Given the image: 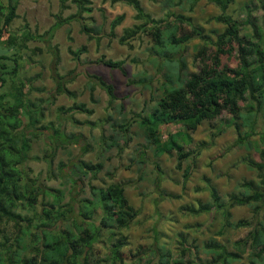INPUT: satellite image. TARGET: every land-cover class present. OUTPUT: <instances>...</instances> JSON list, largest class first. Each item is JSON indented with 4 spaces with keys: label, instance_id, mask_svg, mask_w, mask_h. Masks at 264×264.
I'll use <instances>...</instances> for the list:
<instances>
[{
    "label": "trees",
    "instance_id": "obj_1",
    "mask_svg": "<svg viewBox=\"0 0 264 264\" xmlns=\"http://www.w3.org/2000/svg\"><path fill=\"white\" fill-rule=\"evenodd\" d=\"M58 1L59 11L53 15L55 22L45 34L52 36L55 28L76 20L88 40H100L103 34L101 28L82 21V12L93 10L90 0ZM116 1L132 6L136 11L134 18L139 21L124 29L119 42L124 44L140 34H148L152 40L150 50L154 55L150 63L157 68L159 78L155 79L156 76L149 75L146 70L132 76L129 83L148 90L149 101L153 104L148 106L145 102L140 112L133 113L130 121L113 123L112 128L117 130L109 137L105 150L119 147L120 139L124 146L127 145L132 138L130 129L136 126L137 134L152 150L154 158L174 153L178 158L177 168L180 169L182 160L189 157L195 159L201 152L198 148L185 153V146L192 142L191 132L201 123L217 120L226 113L228 118L221 119V125L234 128L237 135L235 145L259 155V161H246L247 168L256 172L257 179L238 184L237 193L230 196L228 204L211 187L210 201L200 203L196 209L187 207L182 210L192 215L212 210L220 212V234L226 228L251 226L249 221H232L230 208L246 205L255 214L264 208V15L262 19L258 15L259 10L264 13V0L245 2L242 14L236 19L225 13L236 0H210L222 11L214 19L226 26L221 33H215L214 40L204 35L202 28L192 25L191 19L184 14L172 11L165 18L154 19L144 12L139 0H112ZM198 1L163 0L166 7L189 12L193 11ZM69 2L76 5L77 12L63 17L62 13L70 8ZM16 9L17 0H8L6 5L0 3V44L17 49L13 57L0 55V87L7 85L10 88L8 92L0 93V264H127L122 252L127 239L122 231L136 219L138 211L129 204L122 185L110 183L96 186L89 183L87 196L77 202L73 198H70L71 202H63L65 189L43 188L26 175L25 165L30 158L31 142L38 138V130L49 132L47 139L53 151L66 149V143L75 142L76 136L73 133L66 135L47 125L38 126L43 118V109L27 99L24 92L26 83L19 79L20 66L16 63L20 59L19 51L28 48L27 42L44 35L32 34L27 25L20 37L9 34L7 30L18 16ZM123 20L124 15H119L111 21L109 37H115V28ZM183 24L191 27V33L179 36ZM4 34L7 37L2 40ZM191 37L200 38L203 44L194 46L195 57L200 64H197L196 70L188 72L187 61L179 52ZM208 46L213 47L210 63L201 62ZM234 46L239 63L236 68L229 69L222 63L221 57L224 53L231 54ZM54 58L56 63V49ZM9 61L15 63L10 69ZM96 63L125 73V59L105 60L102 55ZM88 76L97 80L107 92L109 104H113L116 100L113 86L100 76ZM58 78H55V94L73 97L61 77ZM87 88L94 102V85L89 83ZM122 109L120 104V112ZM68 110L87 114L93 112L84 103H73ZM58 111L62 114L65 108L59 107ZM22 113L28 117L26 125ZM174 123L181 124L183 129L162 140L161 128ZM143 154L140 153L141 156ZM136 162L143 163L140 159ZM66 166L60 162L59 171L63 172L62 168ZM102 167L101 162L79 161L71 166L68 175L73 177L71 181L74 183V176L80 181L88 173L95 177ZM190 170L188 167L184 172L185 181ZM98 210L101 215L95 221L94 215ZM9 222L14 227L11 233H7L5 228ZM182 235H179L182 246L179 258L172 257L166 244L155 243L153 247L139 250L132 264H264V220H258L244 238L230 245L209 239L197 246L188 243ZM104 243L107 250L99 257L95 249ZM199 252L209 259L203 261L198 257ZM244 259L246 263H243Z\"/></svg>",
    "mask_w": 264,
    "mask_h": 264
},
{
    "label": "rangeland",
    "instance_id": "obj_2",
    "mask_svg": "<svg viewBox=\"0 0 264 264\" xmlns=\"http://www.w3.org/2000/svg\"><path fill=\"white\" fill-rule=\"evenodd\" d=\"M7 1L0 0V3L6 5ZM247 1L236 0L225 13L234 19L238 18ZM90 2L93 10L90 13L82 12V21L101 28L103 34L99 41L88 40L81 32L80 22L76 20L55 28L52 36L45 34L55 22L53 15L59 11L58 0H17L18 16L11 22L8 33L20 37L27 25L32 34L44 35L43 38L27 42L28 48L19 51L20 59L16 63L20 66L19 79L26 83L24 92L27 99L43 109V118L38 126L47 125L61 130L66 135L73 133L76 136L75 142L66 143V149L53 151L47 139L49 132L38 130V138L31 142L30 158L25 165L26 175L43 188L65 189L63 202H71L70 198L77 202L81 197L87 196L89 183L96 186L110 183L122 185L129 204L138 211L136 219L122 231L127 239V244L122 249L127 264L134 263L139 250L153 247L155 243L166 244L172 257L179 258L182 247L180 234H183L188 243L197 246L209 239L230 245L231 242L244 238L258 220H264V208L257 215L246 205L233 206L230 208L231 220L249 221L251 226L226 228L223 234L219 233L220 212L212 210L192 215L182 210L187 207L196 209L200 203L210 201L211 187L216 189L221 199L228 204L230 196L237 193L238 184L257 179L256 172L247 168L246 161H259V155L235 145L237 135L234 128L226 124L221 125L228 118L226 113L217 120L201 123L191 132L192 142L185 146V153L198 148L201 152L195 159L189 157L188 160H182L180 169L177 168L178 158L174 153L154 158L152 150L137 134L139 132L136 126L130 129L132 138L127 145L124 146L123 140L117 135L120 139L119 147L105 150L109 137L117 130L112 128L113 123L130 121L133 113L140 112L145 102L148 106L153 104L149 101L150 92L141 85L130 84L129 80L135 73L144 70L149 75L156 76L155 79L159 78V74L156 72L157 68L150 63L154 55L150 50L152 40L148 34H140L124 44L119 42L125 28L139 23L134 18V8L121 1ZM139 3L144 12L154 19L165 18L166 14L172 11L188 16L192 25L202 28L203 34L212 40L215 39V33H221L226 27L214 19L222 11L210 0H199L191 12L166 7L163 0H139ZM69 4L70 8L62 13L63 17L77 12L76 5L70 2ZM119 15H124V20L115 28V37L111 38L108 36L110 23ZM258 15L262 19L264 13L259 10ZM184 33L190 34L191 27L183 24L179 36ZM6 37L4 34L1 39L5 40ZM197 43L203 44L200 38L191 37L179 52L187 61L188 72L196 70L197 64H200L199 59L196 60L195 57L194 46ZM208 47L201 62L210 63L213 47ZM55 49L58 53L56 63ZM16 52L17 49L0 44V55L13 57ZM102 55L105 60L125 59V73L96 63ZM221 61L229 69L238 66L235 46L231 54L222 55ZM7 63L10 65L8 69L15 65L13 61ZM88 75L100 76L113 86L116 96L113 104H109V96L97 80L90 79ZM58 77H61L73 97L55 94V78L59 79ZM89 83L94 85V102L91 101L87 88ZM155 83L154 80L153 84ZM9 89L4 85L0 87V93L8 92ZM73 103H84L86 108L92 109L93 112L87 114L69 111L68 108ZM120 104L123 105L121 112ZM59 107L65 108L64 113H59ZM22 115L26 125L28 117L25 113ZM182 129L179 123L164 125L161 128L162 140H167L169 134ZM142 152L143 156L140 155ZM139 159L143 161L141 165L136 162ZM79 161L93 164L101 162L103 167L95 177L88 173L86 178L83 176L80 181L74 176L76 180L73 183V177L68 175L69 170ZM60 162L68 165L62 168L63 172L59 171ZM188 167L191 170L185 181L184 172ZM100 215L101 211L98 210L94 220L97 221ZM5 228L7 233L14 230L12 222L6 223ZM105 245L99 244L96 247L97 256L101 257L103 251L107 250ZM198 257L203 261L209 259L202 252L198 253ZM246 262L244 259L243 263Z\"/></svg>",
    "mask_w": 264,
    "mask_h": 264
}]
</instances>
